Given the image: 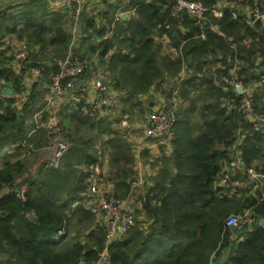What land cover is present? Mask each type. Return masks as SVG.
Instances as JSON below:
<instances>
[{
    "label": "trees",
    "instance_id": "obj_1",
    "mask_svg": "<svg viewBox=\"0 0 264 264\" xmlns=\"http://www.w3.org/2000/svg\"><path fill=\"white\" fill-rule=\"evenodd\" d=\"M36 1L21 4L16 14L0 13V148L19 144L30 133L16 98L6 96L8 88L16 95L25 86L24 73L16 74L11 67L15 57L13 50L9 55L5 38L16 34L30 46L56 48L63 59L72 43L64 15L40 12ZM197 1L209 8L218 2ZM130 5L136 15L118 24L111 41L102 40L103 26L91 18L87 22L99 38L89 52L114 74V90L123 94L124 108L115 122L84 115L85 102L66 105L57 112L69 142L59 168L43 167L37 176L25 177L28 163L18 160L0 169V183L9 188L0 196V264H97L105 253L113 264H264V227L250 232L235 249L236 238L225 229L228 217L246 211L264 219V194L238 197L230 194L228 184H220L238 152L245 168L255 166L264 172V133L244 123L234 108L241 95L230 84L231 69H236L244 86L264 75L256 65L259 56L264 66V27L260 22L250 26L245 20L235 21L231 12L220 19L209 16L197 25L186 14L171 17L170 0H130ZM155 36L167 37L178 57L162 55ZM166 83V97L188 106L176 110L169 140L172 150L167 153L161 147L159 168L146 192L141 211L149 225L145 229L144 221L137 222L124 239L108 243L103 228L83 204L90 173L78 166H102L107 158L106 180L115 186L116 196L127 197L136 158L133 144L116 124L134 109L143 110L141 98ZM255 102L264 112L263 93L256 95ZM23 106L26 109L28 104ZM33 141L31 149L38 143L43 147L47 132ZM20 178H24L21 184ZM23 184L25 200L16 194ZM77 225L88 230L83 240L72 235Z\"/></svg>",
    "mask_w": 264,
    "mask_h": 264
},
{
    "label": "built area",
    "instance_id": "obj_2",
    "mask_svg": "<svg viewBox=\"0 0 264 264\" xmlns=\"http://www.w3.org/2000/svg\"><path fill=\"white\" fill-rule=\"evenodd\" d=\"M43 1L56 13H67L73 7H76V20H79L80 15L86 11L90 16L89 18H93L98 27L102 28L103 26L101 38L105 41H111L114 38L115 30L122 20L136 15V8L130 5V0ZM226 12H231L235 21L245 20L250 26H255L260 22L264 27V3L259 4V0H218L217 4L211 8L206 7L197 0H170L171 17L179 18L182 14H186L197 25L205 23L209 16L220 19ZM30 56L29 48L26 44L23 45L21 53L15 56L19 69L25 70L27 68ZM261 62L262 59L258 56L256 65L264 69V66L260 65ZM85 63L81 56L77 55L72 48L64 60H56L57 71L51 77L48 88L49 95L46 100V106L43 109V111H51L49 119L45 123H37L35 129L21 143L10 146L8 148L10 154H14L19 150L29 151L31 149L30 140L39 129L44 128L49 140L44 150L47 152L50 164L58 166L69 149L68 144L60 138L62 129L57 118V112L66 105H79L85 102L86 106L82 108L84 115H89L93 118L108 117L115 122V118H111V115L115 114L118 108L114 112L108 111L109 108L115 107L112 104L115 99L113 92H110L104 78L99 74L92 76L91 84L85 83V79H83ZM30 69L37 79L42 77L45 70L35 66ZM234 71L236 72V69L232 70L233 73ZM230 84L234 92H238V89H243L242 94L238 92L241 95V101L237 106L234 105V108L239 111L244 123L250 124L254 132L264 133V112L258 110L255 102V97L259 92L264 94V75L260 81L251 82L248 86H244L242 79L235 75ZM177 105L176 101L171 106L167 105L165 101H160L159 105L151 106L146 114L144 125L142 123L138 128L131 122V116L127 114L123 116L120 123L115 124L118 129L123 130L124 139L132 143L134 148H137L138 143L143 145V141L138 142L134 138L137 129L143 134V139H152L156 145L166 144L172 138L173 128L177 121ZM21 109L19 108V110ZM55 109H58V111ZM82 170L90 173L87 192L84 194L83 204L85 208L95 216L98 224L103 228L108 243L124 239L136 225L137 215L142 210L146 199L148 189L146 192L142 189L138 192V196L134 195L135 187L141 185V174L136 173L140 179L134 175L129 195L127 197H118L114 194L113 189L110 188L105 172L99 164L88 169L84 166ZM220 184H228L231 187L230 194L232 195L239 197L246 193L256 197L259 192L262 195L264 194V172L255 166L245 168L240 152H238L235 160L230 165H227L226 170H224ZM0 186L4 185L0 183ZM26 191L27 185L23 184L16 190V194L25 200ZM242 215L248 216L250 219L242 221ZM262 221L264 219H258L250 211H246L244 214L228 217L225 222V229L231 238H236L238 235H247L260 227H264ZM97 264L113 263L109 260L107 253H105L103 260Z\"/></svg>",
    "mask_w": 264,
    "mask_h": 264
},
{
    "label": "rangeland",
    "instance_id": "obj_3",
    "mask_svg": "<svg viewBox=\"0 0 264 264\" xmlns=\"http://www.w3.org/2000/svg\"><path fill=\"white\" fill-rule=\"evenodd\" d=\"M35 5L40 8V10H41L40 12H43V10L53 12L51 10V8L48 7L46 4H44L41 0L36 1ZM9 8H11V7H9L8 4L4 6L5 11L8 10ZM15 8H17V6ZM3 12L4 11H1V8H0V13H3ZM60 13L62 15H64V19L66 21V31L72 35V43H71L70 48L67 50L66 53L68 54L69 50L72 48V50L74 52H75V50H78L81 53V56H82V54H85V59H83L87 63L85 65V74H86L85 78H87V80L89 79V82H90L92 80V76L94 77L98 74L102 75V77L104 78V80L106 82V85L110 89V92H113V95H116L117 93L114 90V81H115L114 80L115 79L114 74H112L110 71L107 70V68L105 67L106 65H103L101 63V59L96 54H91L89 52L90 46L91 45L96 46V44H98V42H99V38H97L95 29L94 28H88V26H87L88 18L84 14V13L87 14V12L86 11L83 12L79 17V20H76V7H73V9L67 13L66 12H60ZM93 23L96 24V22L94 20H93ZM8 42H9L10 46L12 47L14 57L17 56V54L21 53L23 45H25V44L27 45V47L30 49V52H31V56L29 59L30 62H29L28 66L25 70H21V69L19 70L17 63H15V61L13 62V67H16V71H17L16 74H20L22 72H24V74H26L28 72H32L30 68H32L33 66H31V64H35V67L45 68L47 66V64H50V63L52 64L53 62H55V59L56 60H59V59L64 60L63 57H60L57 55V52L54 51L56 48H53V47L44 48V49L40 48V49L35 50V48L33 46L28 45L26 39L21 41L17 37L15 38V36H14L13 42H12V39H9ZM9 44L7 43V45H9ZM12 50L9 53V55H12L11 54ZM33 50H35V52ZM76 54L80 56L79 53H76ZM104 60L107 63L109 61V58H105ZM53 67L57 68L55 65H53ZM54 68H53V71H54ZM56 71H54V72H56ZM54 72H51L48 76L46 75V73L43 72V75L40 78L39 82L35 83L37 85H35L34 82L30 83L31 88L29 87V92L32 91L31 93H33L34 91L35 92H37V91L41 92L42 91L46 94L47 90H49L48 87H49L50 82H51V75ZM34 85L36 87L35 89H34ZM168 89H169V83H166L164 90L168 91ZM27 91H28V89L26 88L24 91H22L19 94H16V96H15V98H16L15 104H17L16 108H17L18 112H20L22 114H24L23 110L20 111L19 108L23 104V103H21V101L24 102L23 99L25 97L23 95ZM152 91L154 93L153 95H151V93H150L149 95L141 98L144 111L140 110L139 108H136V109H134L132 115L129 114L131 116L130 120L136 126V128H138V126H140L143 123L145 115L149 112V108L151 107V105H153V106L159 105L161 98H166V94L159 87L153 88ZM258 94H261V93L259 92ZM114 97H115V99L112 101V104L115 107L109 108L108 111L114 112V110L116 108H118V110L115 111V114L113 113V115H111V118L116 119V115L120 114V111L124 108V104L122 102L121 96L120 97L114 96ZM176 103L178 104L176 107L177 109L180 108L181 106L185 107V108L188 106L187 104H185V103L182 104L181 102H179L177 100H176ZM166 104L170 105V106L172 105V104H168V103H166ZM260 106H261V104H260ZM55 110L58 111V109H55ZM136 131H137V133L134 134V138L138 142H142V141L147 142V143L149 142L148 139H143V134L141 133V131H139V129H137ZM65 136H66V132H64V134L61 133L60 138L69 144V142L66 140ZM46 142H49V140ZM166 144H170V145L167 146ZM166 144L161 145V146H157L159 148L158 154H149L148 151L147 152L144 151V153H143V151H142L139 155H137V156H139V159H140V161L138 160V163H137V168H138L137 174H141L142 182H141L140 186L135 187V189H134V195L135 196H138V192H140L142 189L146 191L150 187L149 184L152 183L151 178L153 177V173L156 172L157 169L159 168V161L158 160L160 157L159 155H161V147H164L166 149L167 153H169L172 150L171 141H167ZM135 150L140 151L139 143L137 145V148L135 147ZM18 153L24 155L20 160H24L28 163L27 174L25 177L37 176V174L40 172V170L43 167L45 169V163L40 165L46 159V155H45L44 150L33 151L32 149H30L29 151H22V152L19 151ZM156 156H159V157H156ZM143 163L149 165L148 170H146V171L143 170ZM60 166H61V161L59 162L58 166L57 165H53V166L51 165V166H49V168L50 167L59 168ZM83 167L84 166L81 165L80 169L82 170ZM137 174H136V177L139 178V175H137ZM23 180H24V178H20L18 180V182L21 184ZM2 187L3 188L0 187V195L4 194L6 191L9 190L8 187H5V186H2ZM136 191H137V193H136ZM241 219H242V221H246V220L250 219V217L242 215ZM137 222H139V223L143 222L142 225H143V228H145V229L149 225V223L145 220V217H144L142 211L139 212L137 215L136 224H137ZM86 232H88V230H86L85 228H82L80 225H77L75 227V231L72 233V235L73 236L76 235L79 237L80 240H83ZM247 235H245V234L238 235L235 239V243H234L233 248L235 249L237 247V245L240 243V241L244 240ZM214 264H219V263L216 262Z\"/></svg>",
    "mask_w": 264,
    "mask_h": 264
},
{
    "label": "crops",
    "instance_id": "obj_4",
    "mask_svg": "<svg viewBox=\"0 0 264 264\" xmlns=\"http://www.w3.org/2000/svg\"><path fill=\"white\" fill-rule=\"evenodd\" d=\"M29 0H0V8H1V11H4L5 12V10H4V6L5 5H9V7H11V8H9L8 10H6V12H7V14L9 15V14H11V13H14V14H16V12H17V10L19 9V6L21 5V4H24V3H26V2H28ZM5 4V5H4ZM46 4V3H45ZM17 6V8H15ZM3 12V13H4ZM86 15V17L87 18H89L90 16L88 15V14H85ZM84 15V16H85ZM91 19H93V18H91ZM94 20V19H93ZM14 36H15V38L17 37L16 36V34H9L5 39V41H4V44L5 45H7V43L9 44V42H8V40L9 39H12V42L14 41ZM18 38V37H17ZM19 39V38H18ZM24 39H26L25 37L23 38V39H19V40H24ZM155 40L159 43V44H161V54L162 55H167V56H169V57H171V58H173V59H175V58H177L178 57V53H177V51H176V49L173 47V45H172V43H171V41L167 38V37H163V38H161V37H159V36H155ZM7 46H10V44L9 45H7ZM10 48H11V50H12V47L10 46ZM35 48V50L36 49H40V47H34ZM35 50H33L34 52H35ZM29 51H30V49H29ZM32 51V50H31ZM31 53V52H30ZM67 57V56H66ZM65 57V58H66ZM14 61H15V59H14ZM55 62H56V59H55ZM55 62H53L52 64L50 63V64H47V66L44 68L45 70H44V73H46V75L48 76L51 72H54V71H56L57 70V68H54L53 67V65H55ZM15 63H16V61H15ZM11 67H12V69L15 71V73H17V71H16V67H13V63H12V65H11ZM53 68H54V71H53ZM19 69V68H18ZM20 70V69H19ZM232 70L233 69H231V71H230V74L231 75H233V76H235L236 75V72L234 71V73L232 72ZM22 73H24V72H22ZM22 73H20V74H22ZM55 73V72H54ZM54 73H52V75L54 74ZM52 75H51V77H52ZM90 75V74H89ZM185 75H186V73L184 72L183 74H182V78L183 77H185ZM85 76H86V74L84 75V77H83V79H85V83L86 84H91L92 83V80L89 82V79L87 80V78H85ZM91 76V75H90ZM34 80V81H33ZM36 80V81H35ZM39 80H40V78L39 79H37V77L36 76H34L31 72H28V73H26V74H24V80H23V84H24V86H25V89L27 88L28 89V91L26 92V93H24V102H23V104H22V106L20 107V108H22L20 111H22L23 110V113L24 114H22V113H20L19 112V114H20V116L21 117H23L24 118V120H25V123L27 124V125H29L30 126V128H29V132H31V131H33L34 129H35V127L37 126V123H45V122H47V120L49 119V116L48 115H50V112H48V111H46V110H44L43 111V109H44V106H46V100H47V98H48V90H47V92H46V94L44 93V92H33V93H31V92H29V87H30V83H32V82H34V84L35 83H37V82H39ZM170 81V80H169ZM166 82H168V81H166ZM170 82H173V80H171ZM35 85H37V84H35ZM35 85H34V89L36 88L35 87ZM156 87H159L160 89H162V90H164L163 88L164 87H161V86H155V87H153V88H156ZM31 88V87H30ZM49 88V87H48ZM153 88H152V90H153ZM9 89V88H8ZM11 89V88H10ZM151 90V95H153L154 93H153V91ZM116 93V95H114V96H116V97H120V96H122L123 94L122 93H120V92H117V91H115ZM175 94H176V92H175ZM31 95H34L33 97H34V99H32L31 98V100L30 101H28L29 100V97H31ZM7 96V95H6ZM11 96H13L14 98H15V94H14V91H13V94L11 95ZM21 100V99H20ZM19 100V101H20ZM160 101H165V103H168V104H172V103H175V100L171 103V99H168L167 97L166 98H161V100ZM26 104H28V106H27V108L25 109V107L23 106V105H26ZM112 108V107H111ZM38 113H40V114H38ZM117 116V115H116ZM47 118V119H46ZM38 119V120H37ZM44 119H46V120H44ZM145 119H146V115H145V118H144V120H143V125H144V122H145ZM142 125V124H141ZM140 125V126H141ZM44 131H45V133H46V130L44 129V128H41V129H39L36 133H35V135H34V137L32 138L34 141L33 142H37V141H39V139H40V135H42V133H44ZM149 140V142L147 143V142H143V145H140L139 144V147H141L140 148V151L138 150H135V148H134V154H135V158H136V161H135V175H136V173H137V171H138V168H137V163H138V160L140 161V159H139V156H137V155H139L142 151H143V153H144V151L145 152H147L148 151V153L149 154H158L159 153V151H158V147L157 146H161V145H156L155 144V142L152 140V139H148ZM147 140V141H148ZM48 142H45V144L43 145V147H37V145L39 144H35L34 146H33V148H32V150L33 151H35V150H38V151H41V150H44V148H45V146H46V144H47ZM15 145H17V144H15ZM162 145H165V144H162ZM167 146H169L170 144H166ZM10 146H13V145H8V146H6V147H1L0 148V169L2 168V166L6 163V162H15V161H18V160H20L24 155H22V154H19L18 152L19 151H23V150H19L18 152H16V153H14V154H10L9 152H8V148L10 147ZM36 148V149H35ZM45 151V155H46V159H45V161L44 162H42L40 165H42L43 163H45V167L46 168H48L49 166H51V164H50V160H49V158H48V156H47V152H46V150H44ZM138 152V153H137ZM171 152V151H170ZM160 157H161V155H159ZM159 156H156V157H159ZM39 160V159H38ZM103 163H102V166H101V168L104 170V172H105V176L107 177V175H108V173H109V160L107 159V158H105V159H103V161H102ZM258 164V163H257ZM82 166H84V165H82ZM79 168L81 167V165H79L78 166ZM149 169V165L148 164H144L143 163V170H148ZM156 172H154V174H155ZM109 182V181H108ZM109 186H110V188L111 189H113V191H114V194H115V186L113 185V183H111V182H109ZM150 185V187L148 188V189H150L151 187H152V183H150L149 184ZM144 192H146L145 190H143ZM148 191V190H147ZM7 192V191H6ZM5 192V193H6ZM4 193V194H5ZM3 195V194H2ZM1 196V195H0ZM224 261L222 260L221 261V263H223Z\"/></svg>",
    "mask_w": 264,
    "mask_h": 264
},
{
    "label": "water",
    "instance_id": "obj_5",
    "mask_svg": "<svg viewBox=\"0 0 264 264\" xmlns=\"http://www.w3.org/2000/svg\"><path fill=\"white\" fill-rule=\"evenodd\" d=\"M238 92L240 93V94H242L243 93V89L241 88V89H238ZM13 94V91L11 90V89H7L6 90V95L7 96H11ZM262 223H264V221H262Z\"/></svg>",
    "mask_w": 264,
    "mask_h": 264
}]
</instances>
